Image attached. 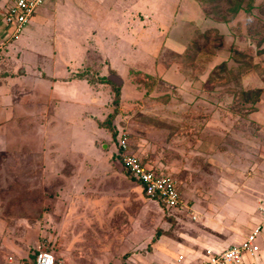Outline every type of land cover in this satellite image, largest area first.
Masks as SVG:
<instances>
[{"label":"rangeland","instance_id":"rangeland-1","mask_svg":"<svg viewBox=\"0 0 264 264\" xmlns=\"http://www.w3.org/2000/svg\"><path fill=\"white\" fill-rule=\"evenodd\" d=\"M50 3L15 36L0 14V264L38 248L68 264H171L241 242L264 196V0ZM67 63L122 79L112 123L128 153L176 180L181 206L122 170L99 125L108 84L70 92L39 76ZM256 242L259 264L264 223Z\"/></svg>","mask_w":264,"mask_h":264},{"label":"built area","instance_id":"built-area-1","mask_svg":"<svg viewBox=\"0 0 264 264\" xmlns=\"http://www.w3.org/2000/svg\"><path fill=\"white\" fill-rule=\"evenodd\" d=\"M51 1L54 0H12L7 10L0 14L5 23L11 26L12 35L15 36L22 31L39 6ZM128 141V134L121 132L117 149L121 153L123 167L144 184L145 193L150 198L156 199L169 208L181 206L183 201L176 180L169 173L154 168L137 155L128 153ZM258 209L261 214V224L255 225L241 242L221 250L205 247L194 253H178L171 264H250L249 259L254 257L260 249L256 237L264 223V202ZM30 264H67V261L64 257L54 255L51 250L38 248L34 251Z\"/></svg>","mask_w":264,"mask_h":264},{"label":"crops","instance_id":"crops-1","mask_svg":"<svg viewBox=\"0 0 264 264\" xmlns=\"http://www.w3.org/2000/svg\"><path fill=\"white\" fill-rule=\"evenodd\" d=\"M2 2V0H0V3ZM58 2H61V0H54V1H51V3L50 4H52V3H54L55 5H59V3ZM54 5V6H55ZM42 6V5H41ZM41 6H39L38 8H40ZM38 8L34 11V13L38 10ZM54 11V10H53ZM33 13V14H34ZM54 13H56V14H53V17L55 18V17H57V10H56V12H54ZM29 21V20H28ZM28 21H27V23H28ZM26 23V24H27ZM26 24L24 25V27L26 26ZM23 27V28H24ZM23 30V29H22ZM22 32V31H21ZM20 32V33H21ZM91 32V34H96V32H97V34H98V31L97 30H95V32L94 31H90ZM94 32V33H93ZM19 33V34H20ZM18 34V35H19ZM13 41V40H12ZM9 51H10V48H9ZM38 67V66H37ZM61 71H62V74L61 75H57L56 73L54 74V75H51V76H49V75H47V74H45V73H43L42 72V74H39V76L42 78V79H47V80H50L51 82H56V81H58L57 82V84H61L62 83V89L64 88H66L67 89V91H70V92H74V90H75V88H76V84H80V82H82V83H84V85L85 86H89V87H92V88H94L92 85H90L88 82H87V80L86 79H83V78H79V77H77L76 76V73L78 72V70H77V67H71V64L70 63H67V65H64L63 66V69H61ZM100 72V71H99ZM101 73V72H100ZM102 74H105V73H102ZM38 76V75H37ZM106 78H107V76H106ZM73 84V85H72ZM75 84V85H74ZM103 85H105V84H103ZM106 86H108L107 84H106ZM55 101H56V98H53V97H51V96H47L46 98H44V99H41L40 100V102H41V107L42 106H45V105H47V107H53L54 108V106L56 105L55 104ZM30 103V101L29 100H26V104L28 105ZM52 108V109H53ZM53 111V110H52ZM52 111L50 112V114L52 113ZM92 116V115H91ZM123 168V167H122ZM123 170V169H122ZM259 199H260V201H259ZM262 200V201H261ZM262 202H264V196L263 197H260V198H258L257 200H256V204H257V207H259V206H261V204H262ZM260 219H261V214H260ZM257 225V224H256ZM255 226V225H254ZM205 247H213V246H210V245H208V246H205ZM205 247H202V248H205ZM184 249H186V250H189V251H191V249L189 248V247H187V246H184ZM52 251V250H51ZM193 251H195V250H193ZM201 251V250H200ZM259 251H260V249H259ZM259 251H258V253H259ZM257 253V254H258ZM257 254L254 256V257H252L251 259H249V263L250 264H256L254 261H255V257L257 256ZM63 256V255H62ZM259 264H264V256L262 257V256H260L259 255ZM68 264V263H67Z\"/></svg>","mask_w":264,"mask_h":264},{"label":"trees","instance_id":"trees-1","mask_svg":"<svg viewBox=\"0 0 264 264\" xmlns=\"http://www.w3.org/2000/svg\"><path fill=\"white\" fill-rule=\"evenodd\" d=\"M76 76L79 78L86 79L87 82L92 86H98L100 84H108L109 85L111 93H112L111 94V102H112L114 109H112L111 112H109V114L105 117L104 120L99 122V125L102 127H105L109 131L110 135L113 138H115V140H116V147L119 148L118 138H119V135L121 133V130H118L117 127H115V125L112 123V121H113V118L117 114L116 110H117V107L119 106V102H120V96H121L120 88L117 87L116 85H114V83H112L110 80H108L106 78V75L100 73L99 71H92V70L83 71V70H80L76 73ZM116 156L122 162L121 153L117 152ZM123 170H124L125 174L129 175L130 178H133L134 180H136L141 185L142 191L145 194V196L150 198L145 193L144 184L141 181H139L135 176H133L126 168L123 167ZM153 200L157 201L156 199H153ZM157 203L166 209H171V208L166 207L165 205L161 204L159 201H157ZM31 260H33V256L31 257Z\"/></svg>","mask_w":264,"mask_h":264},{"label":"water","instance_id":"water-1","mask_svg":"<svg viewBox=\"0 0 264 264\" xmlns=\"http://www.w3.org/2000/svg\"><path fill=\"white\" fill-rule=\"evenodd\" d=\"M107 79L112 81L115 84H119L120 85L122 83V79L118 75H116L114 73L108 74L107 75Z\"/></svg>","mask_w":264,"mask_h":264}]
</instances>
